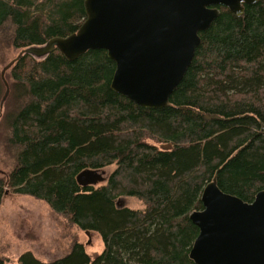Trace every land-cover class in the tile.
<instances>
[{
  "label": "trees",
  "instance_id": "16d2710c",
  "mask_svg": "<svg viewBox=\"0 0 264 264\" xmlns=\"http://www.w3.org/2000/svg\"><path fill=\"white\" fill-rule=\"evenodd\" d=\"M84 1L0 0V34L12 25L10 42L22 50L69 36L86 19ZM218 8L166 108L115 92L106 50L74 61L59 50L24 54L10 68L3 139L15 166L0 174V206L7 192L35 197L104 243L90 254L74 242L52 261L26 251L16 264H196L190 214L203 209L205 186L216 179L247 202L264 190V0L242 16ZM114 164L103 182L78 183L81 172ZM123 196L144 207L118 205ZM0 264H9L1 252Z\"/></svg>",
  "mask_w": 264,
  "mask_h": 264
},
{
  "label": "water",
  "instance_id": "95a60500",
  "mask_svg": "<svg viewBox=\"0 0 264 264\" xmlns=\"http://www.w3.org/2000/svg\"><path fill=\"white\" fill-rule=\"evenodd\" d=\"M258 1L85 0L86 19L78 31L25 48L5 67L1 113L10 93L6 71L24 54L44 58L55 50L70 61L90 50H106L116 64L111 83L115 92L144 108H166L201 45L200 33L220 16L218 6L242 16L245 5ZM172 148V144L162 145L165 150ZM105 174V170L89 169L77 180L83 187L97 185L105 180ZM201 200L203 209L190 214L199 228L190 258L196 264H264V190L247 202L224 192L213 179Z\"/></svg>",
  "mask_w": 264,
  "mask_h": 264
},
{
  "label": "rangeland",
  "instance_id": "374dc122",
  "mask_svg": "<svg viewBox=\"0 0 264 264\" xmlns=\"http://www.w3.org/2000/svg\"><path fill=\"white\" fill-rule=\"evenodd\" d=\"M11 30L12 25L7 24L0 34V103L6 92L2 72L22 50L11 44ZM5 79L11 93L4 103L2 113L0 108V174L9 172L15 166L14 153L5 146L3 139L7 132L3 120L12 109L10 98L13 81L10 69L6 71ZM115 169V164L104 168L105 177L110 176ZM118 202L133 209L144 207L143 202L135 197L123 196L118 198ZM77 241L84 243L90 254L101 252L104 248L98 233L93 232L88 236L69 217L55 212L45 201L13 192H8L4 197L0 206V252L9 260V264H16L26 251H32L44 261L55 260L66 255Z\"/></svg>",
  "mask_w": 264,
  "mask_h": 264
}]
</instances>
